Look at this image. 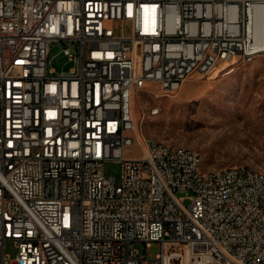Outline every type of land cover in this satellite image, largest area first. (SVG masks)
Masks as SVG:
<instances>
[{"label": "built area", "instance_id": "1", "mask_svg": "<svg viewBox=\"0 0 264 264\" xmlns=\"http://www.w3.org/2000/svg\"><path fill=\"white\" fill-rule=\"evenodd\" d=\"M263 6L0 0V264H264V179L238 165L212 179L197 153L140 138L133 118L149 85L172 95L195 72L263 53ZM55 42L68 72L48 66ZM135 144L142 154L127 159ZM108 160L122 162L120 183Z\"/></svg>", "mask_w": 264, "mask_h": 264}, {"label": "rangeland", "instance_id": "2", "mask_svg": "<svg viewBox=\"0 0 264 264\" xmlns=\"http://www.w3.org/2000/svg\"><path fill=\"white\" fill-rule=\"evenodd\" d=\"M63 48L61 42L51 45L48 66L57 74L73 66ZM153 109L159 112L154 114ZM133 112L143 138L201 152L205 170L244 165L264 174V52L252 60L236 57L222 62L209 74L195 72L172 95L164 94L157 84L149 85L135 97ZM129 136L136 137L133 132ZM141 154L135 144L126 149L125 157ZM104 175L120 183L122 162L106 161ZM185 195L178 192L180 197ZM134 247L150 258L162 251L158 242L148 246L137 242ZM5 253L10 260L16 258L12 242L7 243Z\"/></svg>", "mask_w": 264, "mask_h": 264}, {"label": "bare ground", "instance_id": "3", "mask_svg": "<svg viewBox=\"0 0 264 264\" xmlns=\"http://www.w3.org/2000/svg\"><path fill=\"white\" fill-rule=\"evenodd\" d=\"M256 12H257V14H256L257 22L255 20V28L256 29L254 32V35H255L254 37H255V42L258 45V47L263 49L264 48V6L257 8ZM156 110H158V109H156ZM133 118H134V112H133ZM138 135H140V138H143V136L140 134V132H138ZM145 138L148 140H156V144H158L159 146L168 147L169 149H171V151H178L181 153H197V168H199L201 170V172L207 173L209 176L212 177V179H221V177L225 175V168L217 169V170H205L203 168V156H202L201 152H199V151H196V150L184 147V146H176V145H173V144H170L167 142H162V141H159L155 138H148V137H145ZM238 166H240V171L251 173V174L255 175V177H260V178L264 179L263 173L258 172V171L254 170L253 168L248 167V166H244V165H238Z\"/></svg>", "mask_w": 264, "mask_h": 264}]
</instances>
